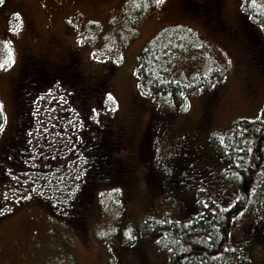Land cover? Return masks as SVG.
Returning a JSON list of instances; mask_svg holds the SVG:
<instances>
[{"label": "rangeland", "instance_id": "374dc122", "mask_svg": "<svg viewBox=\"0 0 264 264\" xmlns=\"http://www.w3.org/2000/svg\"><path fill=\"white\" fill-rule=\"evenodd\" d=\"M187 1L157 5L155 0H5L7 17L0 14V154L14 124L15 83L23 64L39 59L52 69L66 62L87 89L106 80L105 93L112 94L114 103L107 108L102 101L98 111L110 112L112 125L129 132V142L116 153L126 172L93 191L84 223L66 220L61 207L72 181L82 176L79 155L69 167L76 177L54 166L41 187L34 185L32 175L13 178L14 185L0 193V264H167L153 246L156 236L136 232L142 219L179 221L190 208L187 198L207 192L220 168L208 138L240 120L264 121V24L246 16L240 8L243 0H221L226 25L244 42L229 43L183 8ZM250 4L264 14V0ZM161 32L183 34L178 40L184 56H178L171 73L197 86L170 102L146 96L135 71L145 44ZM59 86L41 96V103L48 102L52 110L39 107L37 123L55 124L56 110L69 107L72 127L78 130L79 117L71 105L78 96L71 99L65 84ZM90 106L96 109V104ZM44 133L37 131L43 139ZM61 133L53 136L60 140L54 141L53 154L66 164L68 142L62 138L67 134ZM32 141L34 162L44 153L43 140ZM34 193L49 202L36 200ZM244 220L251 222L246 248L250 262L264 264V202Z\"/></svg>", "mask_w": 264, "mask_h": 264}, {"label": "trees", "instance_id": "16d2710c", "mask_svg": "<svg viewBox=\"0 0 264 264\" xmlns=\"http://www.w3.org/2000/svg\"><path fill=\"white\" fill-rule=\"evenodd\" d=\"M250 2L243 0L241 10L249 18L257 17V22L264 24L262 9L252 7ZM143 10L139 13L143 14ZM249 18L246 17L249 22L246 25L251 24ZM241 28L245 30L244 22H241ZM173 34L161 32L145 44L135 68L144 94L164 102L197 88L190 86L188 79L177 78L171 73L179 62L178 56H184L182 42H179L183 34ZM34 66L35 63L25 62L15 83L14 124L3 147V151H10L14 143L19 144L15 151L20 160L27 152L23 137H30L28 129L31 124L27 125V122L36 119L31 111L32 104L51 83V80L39 75L41 70L34 71ZM80 88H83L82 84ZM0 125H3L1 108ZM148 143L146 140V145ZM208 144L221 164L216 178L208 182L207 192L201 190L197 196L191 194L187 198L191 202L188 205L190 208L179 221H169L166 217L163 220L144 217L136 232L156 236L153 246L166 256L167 264H251L246 250L251 222L244 219L248 214L256 213L264 202L263 118L240 120L225 133L211 135ZM105 152H108V147ZM93 156V166H106V158L99 161ZM27 161L23 164L25 175L43 167L37 160L33 162L32 158ZM97 175L94 174V177ZM100 176L101 184L119 180L118 174ZM194 210H197L195 214Z\"/></svg>", "mask_w": 264, "mask_h": 264}, {"label": "flooded vegetation", "instance_id": "af4514ba", "mask_svg": "<svg viewBox=\"0 0 264 264\" xmlns=\"http://www.w3.org/2000/svg\"><path fill=\"white\" fill-rule=\"evenodd\" d=\"M5 6V3L0 4V14L6 15ZM183 6V8H187L193 12L198 18H201L203 22H208L209 27H212L216 31L215 33L218 38L226 39L229 43L233 42L239 45L241 43L244 44L243 40L240 38L239 32L231 31L226 25L221 12V0H189L186 3L184 2ZM3 25L5 26L4 22ZM244 51L249 52L250 50L249 48H244ZM34 63V71L41 70V74L39 75H43L44 78L51 80V83L41 91L40 94H38L39 96L37 97V100L32 104L31 111L36 115V111L39 107L44 108L47 105L49 110H52L48 102L40 103L38 98L43 92L49 90L47 88L51 86H57L60 88L61 86H59V84L64 83L65 89L71 92V99L77 98L78 96L79 101H75V103L71 102V105L72 109L75 110L79 117L78 125L80 129L74 130L72 127V113H70L69 107H63V111L56 110L57 124L55 123L51 125L50 123L49 125H40L37 123L36 119L34 122L32 121L33 125L32 122H27V125L31 124L32 128L30 127V129H28L30 131V137H23L26 140L24 147L27 149L24 158L20 160L16 155L15 149L19 147V144L15 143L10 151H3L0 154V193H3L2 191H7L8 188L14 185V182L12 181L13 178L15 179L16 177H23V175H25L26 170L23 169V164L28 163V158H33L30 143L33 142L32 139L35 138L37 131L42 129V131L45 132L43 134L45 138L43 139L38 136L37 139L43 140L41 149H43L44 153H40L36 160L43 167L37 168L38 172H46L45 175L48 176L49 172L52 171L51 167L58 166L60 171L65 175L76 177L77 172L74 171V168L71 167L72 169L68 170L67 167L76 165L78 159L76 158V155H79L83 161L82 176L79 177L80 179L72 181L74 182L72 183L74 184L72 185V189H76V191L72 192V189H70L67 195H64L65 201L67 202H64V204L61 203V207L65 208L66 213L63 215L66 220L84 223L89 214V204L93 201V191H95L103 182L100 179V175L106 176L110 174L116 176V174H118V178H122V174L126 172L127 167L122 164V161L117 160L116 153L121 150L120 148H124L125 143L129 142V132L126 134L124 129L115 128L112 125L113 116H111L110 112L98 111V108H100V102L102 101L108 108V105L106 104L107 93H105L106 80H102L94 89H87L83 84L81 75L71 72L68 69V64H66V62L64 65L55 66L54 69L47 67L48 63L45 59H39V61ZM70 66L72 70L75 68L73 64ZM254 69L255 74H259L256 72V68ZM104 73V76H108L107 72ZM255 76L258 77L259 75ZM81 84L83 88H80ZM91 103L96 104L98 113L96 109L91 108ZM44 110L46 111V109ZM64 110H66L65 113H63ZM67 124H70L69 128L66 127ZM52 127H54L55 130H53ZM61 132L67 134L66 137L62 138L64 142H68L67 151L63 156V158H68L66 164L62 163V159H55V155L53 154V149L56 145V142L54 143V141H60L59 138L54 140L53 136L57 133L59 137L60 134H62ZM109 145H111V147H109ZM107 147L108 152H105ZM46 150H51L52 152H46ZM40 155H43V157H40ZM51 156L53 157L50 158ZM92 156L94 159H99V161L106 158V166H101L100 164L93 166ZM94 174L98 175L94 177ZM33 176L35 179V185L40 186L44 183L45 179L40 173ZM2 204V201H0V208H4Z\"/></svg>", "mask_w": 264, "mask_h": 264}, {"label": "snow or ice", "instance_id": "6c2138e0", "mask_svg": "<svg viewBox=\"0 0 264 264\" xmlns=\"http://www.w3.org/2000/svg\"><path fill=\"white\" fill-rule=\"evenodd\" d=\"M4 2H5V0H0V4H3ZM253 2H255V0H253ZM155 3H156L157 5L163 4V3H164V0H155ZM14 15L19 16V13H14ZM262 26H264V25H262ZM9 60H11V56H9ZM0 67H3V64H0ZM181 94H182V93H181ZM107 100H108L109 102H113V103H114V97L112 96L111 93L108 94V96H107ZM110 110H111V111H115V108H112V109H110ZM0 130H2V125H0ZM71 191H72V192H75L76 189H72ZM65 202H67V201H65ZM233 218L235 219V217H233Z\"/></svg>", "mask_w": 264, "mask_h": 264}]
</instances>
